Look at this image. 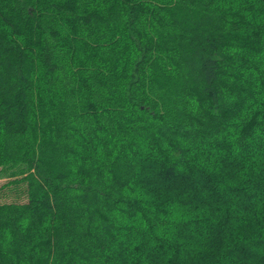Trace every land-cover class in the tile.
<instances>
[{
	"label": "trees",
	"instance_id": "16d2710c",
	"mask_svg": "<svg viewBox=\"0 0 264 264\" xmlns=\"http://www.w3.org/2000/svg\"><path fill=\"white\" fill-rule=\"evenodd\" d=\"M0 177V264H264V0H0Z\"/></svg>",
	"mask_w": 264,
	"mask_h": 264
},
{
	"label": "rangeland",
	"instance_id": "374dc122",
	"mask_svg": "<svg viewBox=\"0 0 264 264\" xmlns=\"http://www.w3.org/2000/svg\"><path fill=\"white\" fill-rule=\"evenodd\" d=\"M6 182H7V179L5 177H0V203L10 202L12 200V196L14 195V193H8L9 189L2 188L3 184L6 183ZM125 241L126 240L121 239V235H119L118 245L117 246L120 247V244L125 242ZM147 243H146V246L149 247V245ZM183 251H185V250H183ZM148 256H149V254H148Z\"/></svg>",
	"mask_w": 264,
	"mask_h": 264
}]
</instances>
